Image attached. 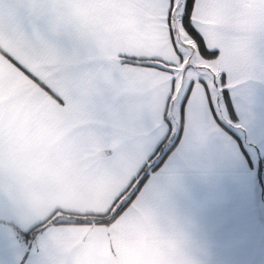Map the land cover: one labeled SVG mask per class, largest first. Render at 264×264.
<instances>
[{"label":"snow or ice","instance_id":"1","mask_svg":"<svg viewBox=\"0 0 264 264\" xmlns=\"http://www.w3.org/2000/svg\"><path fill=\"white\" fill-rule=\"evenodd\" d=\"M244 140H264V0H0V246L18 259L35 228L28 264H200L163 188Z\"/></svg>","mask_w":264,"mask_h":264},{"label":"crops","instance_id":"2","mask_svg":"<svg viewBox=\"0 0 264 264\" xmlns=\"http://www.w3.org/2000/svg\"><path fill=\"white\" fill-rule=\"evenodd\" d=\"M250 143L263 151L255 161L245 147L214 148L179 162L176 180L163 188L168 210L200 264H264V140ZM28 229L18 230L22 259L18 250L0 246V264H28L36 240L27 245L22 239L20 231Z\"/></svg>","mask_w":264,"mask_h":264},{"label":"trees","instance_id":"3","mask_svg":"<svg viewBox=\"0 0 264 264\" xmlns=\"http://www.w3.org/2000/svg\"><path fill=\"white\" fill-rule=\"evenodd\" d=\"M263 165V159L262 160H259L258 163H257V170H256V181H257V185L260 187L262 185V180H261V177H260V174L258 172L260 166ZM20 235L22 236V239L25 241V243L28 245L30 244L35 238L36 236L38 235V232L35 228H29L28 230H22L20 231Z\"/></svg>","mask_w":264,"mask_h":264},{"label":"rangeland","instance_id":"4","mask_svg":"<svg viewBox=\"0 0 264 264\" xmlns=\"http://www.w3.org/2000/svg\"><path fill=\"white\" fill-rule=\"evenodd\" d=\"M242 142L247 153L253 161H255L259 156L262 155L263 151L260 150V148H255L254 145L250 143V140H244Z\"/></svg>","mask_w":264,"mask_h":264}]
</instances>
